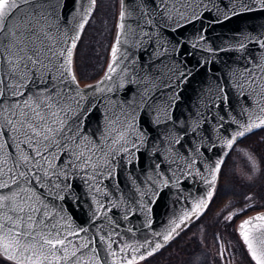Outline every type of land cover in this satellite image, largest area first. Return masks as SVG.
I'll return each instance as SVG.
<instances>
[{"label":"snow or ice","instance_id":"snow-or-ice-1","mask_svg":"<svg viewBox=\"0 0 264 264\" xmlns=\"http://www.w3.org/2000/svg\"><path fill=\"white\" fill-rule=\"evenodd\" d=\"M75 2L76 15L81 20L74 24L78 29L76 33L70 34L59 30L64 6L61 0H0V254L5 255L12 264H107L106 258L100 257L93 240L85 239L81 243L79 240L74 242L68 239L69 236L79 237L87 229L65 233L58 222L53 223L54 213L48 197L64 199L60 192L70 186L62 181L74 174L75 170L88 175V170L91 169L90 178L100 176L105 171L111 176L112 160L121 153L131 155L132 149L139 150L130 131L134 126L124 112L113 113L106 118V130L101 133L98 141L83 133V120L87 118L90 109L85 111L81 104L87 93L79 88L72 57L76 41L79 40V30H83L88 22L96 0H89L91 6L87 8L84 7V0ZM192 2L193 0H151V7H147L143 0H133L130 6L125 4V0H121L120 23L116 43L112 46V61L104 79L95 86L87 87L95 90L105 80L112 78L116 71L122 32L126 38L128 35L138 36L141 33L149 36L151 34L144 31L146 26H154L156 21L163 25L166 20L175 21L177 27H182L180 21L191 22L202 15L195 10L191 16L187 15ZM251 3L264 7V0H251ZM234 5L235 0L233 7L224 12V20L240 14ZM241 11L250 12L253 8L249 3H242ZM133 16L136 18L135 28L131 24H125ZM199 40L203 41L204 36L201 35ZM245 41L255 42L264 48V37L245 36L239 42V49L246 47ZM192 47H198V43H194ZM174 51L178 53L179 49ZM253 64V68L242 69L240 79L233 83L240 95L254 98L259 113L264 114V63L254 61ZM191 74L190 70L177 72L175 64L171 68L166 66L163 76L158 79L167 78L168 82H153V87L173 89L172 98L176 99L179 96L178 89L182 90ZM205 91L207 98L201 101L205 109L210 105L219 107L218 101L228 105L229 98L222 84L217 83L215 89L209 85ZM142 95V106H155L154 101L150 102L151 89L146 88ZM170 107L171 105L162 108L155 106V122L170 121ZM241 111L250 115L247 121L236 122L237 130L224 141L222 146L228 150L246 134L264 127V115H256L255 107H245ZM132 112L134 118L135 109ZM204 119L205 113L198 108L195 116L190 117L192 123L186 129V134L188 131L197 133V128ZM220 119L223 120L224 117ZM181 140L182 137L177 136L175 143L180 144ZM65 154V162L56 163ZM227 154L223 153L224 156ZM180 159H184L183 167L178 163ZM195 163V152L190 158L177 154L171 158V164L177 165L173 175L177 172L180 175H191L192 165ZM223 163L224 160L218 158L204 169L207 175L200 173L204 183L209 186L206 196L195 202L191 211L163 236L165 243L174 238L173 234H178L177 229L185 225L187 220L198 217L208 207ZM156 168H160L159 163ZM149 179L164 187L171 183L170 179H165L159 173ZM5 189L8 191L5 192ZM237 214H229L225 219L232 221ZM124 218L127 219L128 216L125 215ZM237 232L255 264H264V214L243 220L238 225ZM114 235L115 233H111L108 239L100 236V241L107 245L108 254L114 258L112 264H117L115 258L119 253L111 250V245L115 242L112 240ZM151 243L146 241L139 247L125 244L121 252L127 254L132 251L138 255L122 256L123 264H140L146 255L151 256L162 247L156 242L155 247L151 248ZM223 258L224 250L221 249V259Z\"/></svg>","mask_w":264,"mask_h":264},{"label":"water","instance_id":"water-1","mask_svg":"<svg viewBox=\"0 0 264 264\" xmlns=\"http://www.w3.org/2000/svg\"><path fill=\"white\" fill-rule=\"evenodd\" d=\"M61 2L64 6L59 30L61 33L67 31L75 34L78 29L74 24L81 20L76 15L77 4L75 0ZM132 3L133 0H125L126 5ZM143 3L151 7V0H143ZM242 3H249L253 11H241ZM89 6V0H84V7ZM234 6L240 14L224 20V12L233 7V0H193L187 15L191 16L193 10L202 15L191 22L180 21L182 27H177L175 21L166 20L163 25L156 21L154 26H146L144 31L149 32V36L141 33L126 38L122 32L116 71L112 78L105 80L95 90L88 85H79L87 93L81 101L83 109H90L83 120V133L98 141L106 130V118L113 113L124 112L134 126L130 131L139 147V150L132 149L131 155L121 153L111 161V176L105 171L100 176L90 178L91 169L88 175L77 169L62 181L70 186L60 192L64 199L48 197L54 213L53 223L58 222L65 233L87 229L79 237L69 236L68 239L81 243L85 239L93 240L100 257L106 258L107 264H112L114 258L108 254L107 245L100 241V236L108 239L111 233H115L111 250L119 253L115 258L117 264H123L121 257L125 253L120 250L125 244L135 247L138 243L151 240V248L155 247L156 242L162 245L163 236L191 211L195 202L206 196L209 186L204 183L200 173L207 175L204 169L208 164L216 162L218 158L225 159L223 153L229 150L222 146L224 141L237 130L236 122L247 121L250 115L242 113V108L255 107L256 115H264L259 113L254 98L240 95L233 83L240 79L242 69L254 67V61L264 63V48L255 42L245 41L244 49L238 47L245 36L264 37V7L251 3V0H235ZM119 23L120 12L113 44L117 40ZM125 24L135 28V16L127 19ZM201 35L204 36L203 41L199 40ZM194 43H198V47L193 48ZM176 48L179 49L178 53L174 51ZM111 61L112 47L103 75L91 85L95 86L104 79ZM173 64L177 72L190 70L192 73L182 90L178 89L176 99L172 98L173 89L153 87V82H168L167 78H158L163 76L166 66L171 68ZM217 83L225 87L229 103L225 106L218 101L219 107L210 105L205 109L201 104L207 98L205 90L209 85L215 89ZM146 88L151 89L150 102L154 101L155 106L162 108L171 105L170 121L155 122V106L141 105ZM198 108L205 113L206 119L201 120L197 133L188 131L186 134V129L192 123L190 117L195 116ZM221 117L224 119L221 120ZM179 121L184 123L180 124ZM177 136L182 137L180 144L175 143ZM193 152L197 163L192 165V174L180 175L177 172L173 175L177 165L171 164V158L177 154L190 158ZM65 160L66 154L56 163H64ZM157 163L160 164L159 169L156 168ZM178 163L183 167L184 159ZM157 173L170 179L171 183L167 187L153 183L149 177ZM101 204L103 207H100Z\"/></svg>","mask_w":264,"mask_h":264},{"label":"rangeland","instance_id":"rangeland-1","mask_svg":"<svg viewBox=\"0 0 264 264\" xmlns=\"http://www.w3.org/2000/svg\"><path fill=\"white\" fill-rule=\"evenodd\" d=\"M93 13V17L91 16V18H89L87 22L89 23L88 25L92 27V32L88 40L90 42L93 41V45L97 50V54L95 56H98V59L93 58L95 56H90L88 58L89 60L85 63V70L91 73L92 69L96 67V72L94 73V75H96L100 70L101 72L100 75L94 77L92 81H79V84L82 87L93 84L101 77L105 70L117 28V19L119 15V0H96L95 10ZM95 43L98 44L95 45ZM101 65L102 69L100 67ZM90 73H88V75H90ZM260 129L261 130L258 129V132L262 134L261 139H263L262 143H264V127ZM222 169L223 179L225 178V176L229 175V183L232 182V177H236L239 182V190L236 191L233 190L234 186H232L233 184H231V189L229 188L227 191L229 193L228 196L230 197L229 199L227 198L226 200H224L225 206L223 207V213L221 212L223 215L221 221L222 223L220 224H222L223 226L230 227L233 231L241 221H243L249 216L250 212H247L248 209L253 208L254 203L257 202L256 199L258 196H256V194L254 193H250L248 188H246L245 186H247L248 184L255 185L258 182L259 178H261L264 172V166L252 146L247 147L242 141L238 140L234 144L230 153L228 154V157L226 158ZM233 191L234 193H232ZM249 196L251 197V199H246V197ZM263 204H261V206H263ZM208 207L206 208L207 210ZM244 211H246L247 213L244 214ZM232 213L238 214L233 216L232 221H227L225 217ZM203 221L204 220L198 219L192 225H189L185 230L178 232V234H176L174 237L175 240L178 239V241L181 242L187 239L189 241H192L190 243L191 246L193 245L194 240H196L197 245L200 248L197 251L207 252L209 254L208 257L212 264H247L243 258V251L245 252V248L240 238L236 239L237 241L231 240V238L233 237L230 238L226 230L224 228H221L220 231L221 233H223L222 236L219 235L221 237L217 236L216 239H213L209 236L210 232H207L205 227L203 226ZM175 240L171 239L168 243H171ZM237 243L240 244V248L237 246ZM164 247L165 245L159 250H157L155 254L147 256L145 259L140 261V264H152L153 260H155V255L159 251H162ZM198 247L195 246L194 248L197 249ZM221 249L224 250L223 259H221ZM0 259L9 261L12 264V261L9 260L5 255L0 254ZM201 260H192V263H199L201 262ZM160 264H167V262L164 261Z\"/></svg>","mask_w":264,"mask_h":264},{"label":"trees","instance_id":"trees-1","mask_svg":"<svg viewBox=\"0 0 264 264\" xmlns=\"http://www.w3.org/2000/svg\"><path fill=\"white\" fill-rule=\"evenodd\" d=\"M89 24V23H88ZM86 25L85 29L83 30V33L81 35V37L79 38V40L76 43V50H74V54H73V66L74 69L76 71V76L78 81L80 82H89L92 81L94 79V77H97L98 75H100L101 70L94 75V73L96 72V67L92 69L91 73L87 72L85 70V63L89 60L88 58L90 56H95L97 54V50L93 45V41H89L88 38L92 32V27L90 25ZM98 43H95V45ZM93 58L98 59V56H95ZM95 62V61H94ZM102 69V65L100 66ZM88 73H90V75H88ZM261 130V129H259ZM254 131L252 133H249L247 135H245L243 138H241L240 141H242L245 146L249 147L252 146V148L254 149V151L256 152V154L259 156L260 160L262 161V164L264 166V146L262 143L263 139H261V133H259L258 131ZM257 132V133H256ZM254 134V135H253ZM263 146V147H262ZM222 170L220 172L219 178H218V183L216 186V190L214 192V196L209 204L208 210L205 213V215L203 216V226L205 227L207 232H210V237L213 239H216L217 236L221 235L223 233H221L220 229L224 228L227 232V234H229V237H233L231 238V240H236L238 239L236 236L234 237V232L231 230L230 227L228 226H223L221 221H222V211H223V207L225 206V202L224 200H226L227 198L229 199L230 196L229 193L227 192L228 189H231V184H233V190H239L238 187V180L236 177H232V182L229 183V175L225 176V178L223 179L222 176ZM235 183V184H234ZM246 188H248L250 193H254L256 194L257 199H256V203H254L253 208H249L247 212H255V211H259V210H264V172L261 176V178H259L258 182L254 185H247L245 186ZM234 191L232 193H234ZM233 199V198H232ZM261 204H263V206H261ZM222 212V213H221ZM246 211H244V214L247 213ZM237 218V217H236ZM200 221V220H199ZM216 235V237H215ZM219 236V237H221ZM221 239V238H220ZM172 240H175V238H173ZM187 240V239H185ZM181 241L179 242L178 239L168 243L163 249L162 251H159L155 256V260H153V263H162V262H167V264H193L192 260H202L199 263H195V264H212V262L209 259V254L207 252H201V251H197L200 248L197 245L196 240H194L193 245L191 246V242L192 241ZM237 241V240H236ZM196 242V243H195ZM197 246L198 248L195 249L194 247ZM237 246L240 248V244L237 243ZM238 248V249H239ZM243 258L244 261L249 264L247 262V256L245 254V252L243 251ZM152 263V264H153ZM0 264H11L9 261L0 259Z\"/></svg>","mask_w":264,"mask_h":264},{"label":"flooded vegetation","instance_id":"flooded-vegetation-1","mask_svg":"<svg viewBox=\"0 0 264 264\" xmlns=\"http://www.w3.org/2000/svg\"><path fill=\"white\" fill-rule=\"evenodd\" d=\"M209 204H210V202L208 203V206H209ZM206 212H207V209H203V210L201 211V214H200L198 217H193V218L187 220L186 223H185V225H182L181 228L177 229V233L180 232V231L185 230L189 225H192L196 220H198V219H203V216L205 215ZM258 214H264V210H259V211H255V212H250V214H249V216H248L247 218L254 217V216L258 215ZM247 218H245V219H247ZM240 223H241V222H240ZM240 223H239V224H240ZM239 224H238V225H239ZM238 225H237L236 228L233 230V232H234V237H235V236L237 237V235L239 236V234H238V232H237V227H238ZM174 227H175V225H174ZM173 235L175 236L176 234H173ZM146 241H151V240H146ZM146 241H144V242H142V243H138L135 247H139L140 245L144 244ZM167 243H168V242H167ZM167 243H165V244H167ZM142 250H143V249H142ZM156 252H157V251H156ZM154 254H155V252H154ZM123 255L131 256V255H138V253H134V252H132V251H129L127 254H123ZM146 257H147V255H146ZM246 259H247V262H248L249 264H254L253 261H252L250 258L247 257ZM70 264H71V262H70Z\"/></svg>","mask_w":264,"mask_h":264}]
</instances>
